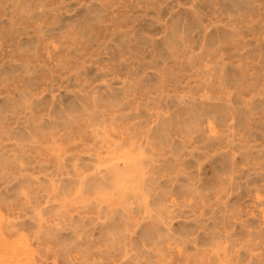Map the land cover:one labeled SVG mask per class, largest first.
<instances>
[{
	"label": "rangeland",
	"instance_id": "374dc122",
	"mask_svg": "<svg viewBox=\"0 0 264 264\" xmlns=\"http://www.w3.org/2000/svg\"><path fill=\"white\" fill-rule=\"evenodd\" d=\"M0 264H264V0H0Z\"/></svg>",
	"mask_w": 264,
	"mask_h": 264
}]
</instances>
